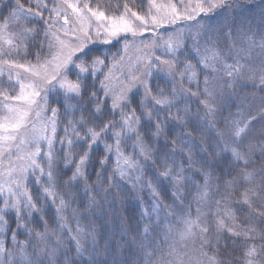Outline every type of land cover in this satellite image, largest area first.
Returning <instances> with one entry per match:
<instances>
[{"label":"snow or ice","instance_id":"obj_1","mask_svg":"<svg viewBox=\"0 0 264 264\" xmlns=\"http://www.w3.org/2000/svg\"><path fill=\"white\" fill-rule=\"evenodd\" d=\"M11 7L7 15H4L3 9H0V58L10 57L14 53L19 55L20 49L25 50L29 46V40L34 39L33 33H37V28L21 27L19 32L9 33L8 29L14 22L20 20L29 21L31 19H43V12L50 13L52 16L63 17L64 23L69 24V12L79 21L95 19L97 28L95 37L89 34V30L82 27V38L77 37L72 44L57 38V44H49L50 59H45L41 63L39 52L43 50V44L38 48L36 64H20L9 59H0V73L4 67L8 69L22 68L28 77H21L19 74L15 77L19 83V92L17 95H10L8 91L0 92L3 98L4 109L6 114L0 119V256L7 257V264H34L27 248L29 244L36 243L33 246L34 254L39 255L48 251L47 242L53 235H57L56 228H49V221L43 220L44 230L33 234L32 229L28 227V221L24 219L25 214L29 217L42 211L41 200L47 202L51 199L55 202L59 199L57 207L56 223L60 230L66 229L67 224L62 213L66 210L67 204L63 197L57 192L59 177L57 170L61 161L64 169L71 168L74 165L72 176L65 181L66 184H72L73 181H87L91 177L87 173L89 161L92 159L91 149L93 145L98 144L103 137L111 134V139L115 141V168L113 175L119 173L121 179L132 180L133 187L139 186L141 190L145 188L150 192L152 198V211L157 214L163 205L169 215L174 214L177 202L182 206L190 191L193 178L186 173L192 171L195 161L193 160L190 148H185L186 140L182 136L173 132L165 133V124L163 121L173 120L177 124H183L187 120V113L190 107L183 110L177 108L175 114L171 111L174 106L179 104L182 99L195 98L201 96L200 106L205 109L207 116H215L214 100L219 88L225 84L229 86L245 70L246 65L241 63V53H244V59L251 57L252 49L259 47L264 51V36H261L257 42L254 36L246 38L248 50L243 48L235 49V58L232 63H228L226 56L222 54L221 49L217 46L219 40L213 42L211 36L201 46L200 36L197 32L193 37L194 44L192 55L197 59V63L185 62L181 67L177 54L186 47L184 42V32L171 34L165 40L159 35L157 30L164 25H175L178 21H193L200 15H214L217 11L229 7L228 0H196L195 6L185 4L184 0H177L176 3L158 4L156 0H147V7L143 13L132 10L127 2L123 5V11L119 16L106 14V9L100 3L93 4L92 0H8ZM51 4V7H49ZM48 23L47 20L44 21ZM151 31L154 37L150 42L141 40L144 45L143 49H138L141 55L137 59L134 70L122 73L124 80L120 82L119 90L111 88L113 80V69L123 62V57L118 61L115 54L112 57L111 65H106L105 61L99 54L93 53L89 48L92 39H98L101 35L104 37V43L121 37L123 34L126 43L124 50L127 51L129 43L127 37L130 35L133 40L143 36L145 32ZM45 37L48 36V30L44 31ZM224 38L229 42L230 49L235 47L232 31L229 29L224 34ZM211 44V47L207 45ZM34 46V45H33ZM53 47H57L55 53L51 52ZM158 48H162L163 54L169 59L162 60L159 55H155ZM27 51L24 55H27ZM189 60V56H185ZM199 65V68L197 67ZM108 67V73L100 81L99 87L95 83L88 84L87 80L91 76L93 80L97 73ZM252 75L250 79L255 80V70L248 66ZM166 74L174 82L172 89L166 94L164 89H158L153 92L151 85V76L153 70H165ZM199 72L204 73L203 87L199 80ZM178 73V74H177ZM259 84L264 90V67L260 69ZM69 76H74L70 80ZM227 77L225 80L224 78ZM13 79L9 71V80ZM28 80V83L21 82ZM187 81V89L182 85ZM193 82L196 83V90L191 91ZM12 87V85H9ZM84 105H94L87 114L84 115L81 109L79 119H69L64 128V136L59 138L60 147L56 148L57 127H58V108H51V117L43 120L42 126L37 128L32 122V114L35 113L36 119L40 120L43 113L48 111L49 94L55 92L57 97L63 96L64 100H71L77 97H83L88 91ZM143 89L141 98L132 106V94ZM103 92V98L100 93ZM111 100L109 104L108 101ZM17 102L20 106H16ZM43 101V103H41ZM57 102H59L57 100ZM77 103H80L78 100ZM66 112H75V107L71 104L64 105ZM107 109V116L115 117L119 114L120 120L102 118ZM167 109V115H161L163 110ZM181 111L184 115H181ZM264 120V106H262L256 115H249L247 119L234 120L225 122V127L217 132L219 141L217 148L223 144L222 152H230L232 162L235 167L228 169L224 175L230 176V179L223 180L216 177L215 188H213V172L206 171L203 168H197L195 175L202 178L203 183L197 185V192L193 200L197 204L195 218L191 215L190 201L188 208L178 220L183 224V228L178 231L181 241L187 240L196 235L198 230L201 234V248L211 244L210 240H205L214 228L217 233V245L220 237L226 231L230 236L242 238L246 247L242 253L243 264H264V259H260L261 253L264 252V230H257L255 225L242 226L237 222V217L230 210L222 211V205L231 203V196L237 188H242L240 198L236 203L246 205L249 212L245 213V219L251 217L257 224L264 223V166L249 171L252 164L255 146L249 143L244 147L245 138L251 129L253 121ZM154 123L147 130L141 128L143 121ZM32 122L31 131L29 132V123ZM119 130H115V129ZM26 133L21 137V132ZM162 133L171 136L170 147L171 153L165 152L161 157H157L156 150L151 148L145 138H158ZM74 137L75 139H73ZM135 138L132 144V153L125 155L122 144ZM46 145V147H45ZM67 145V147H65ZM179 145V149H177ZM81 151H74L75 148ZM177 151L182 159L177 162ZM63 153V156H59ZM113 153V145L105 144V154L98 161L100 168L103 169L108 159ZM261 155L264 156V145L261 146ZM14 157V158H13ZM7 164H4V161ZM187 164V167H185ZM149 165H158L160 170L152 168L149 171ZM239 169V170H237ZM235 172V175L232 173ZM31 175L36 184L37 192L35 195L28 190L27 180ZM97 181H101L103 171L97 172ZM148 177L145 180V177ZM45 181L43 186L41 182ZM110 191L113 176L108 177ZM161 181H168L171 185L170 193L172 198L171 205L163 204L164 192L159 191ZM89 186L85 183V192H89ZM91 191H95V184L91 186ZM219 196L213 203V197ZM206 207L207 211H202ZM144 216L149 215L147 212ZM10 216L15 217L16 227H12ZM208 217H213V222H209ZM227 221H231L229 224ZM21 229H27L24 241L17 240ZM152 229L151 221L145 224L143 234L146 237ZM173 226L169 225L165 233V243H167L168 234L173 231ZM69 231H71L69 229ZM76 235L71 237L76 241L77 253L82 251L80 240L81 229H75ZM10 232L11 248H7V233ZM259 239L261 244L257 245L255 241ZM57 243H60L58 240ZM43 245V246H41ZM145 264H172V261L165 260L161 254L159 260L154 261L152 257L159 250V245L148 249L141 244ZM172 252L175 251L173 245H169ZM169 255L171 254L168 253ZM202 255L207 256V252ZM51 257L55 256V249L50 253ZM210 264H219L215 256L208 257ZM3 264V261H0ZM40 264H43L41 261ZM182 264V262H178Z\"/></svg>","mask_w":264,"mask_h":264},{"label":"trees","instance_id":"obj_2","mask_svg":"<svg viewBox=\"0 0 264 264\" xmlns=\"http://www.w3.org/2000/svg\"><path fill=\"white\" fill-rule=\"evenodd\" d=\"M126 0H122L119 4L120 8L123 9V5ZM127 2L132 7V10H136L141 12L147 5V0H127ZM254 4V5H253ZM257 5V6H256ZM264 0H252V2H247V4L243 5L239 3L240 12H238V17L235 16L237 23H243L245 26H250L249 19H254V24L258 22V25L262 19L264 21ZM254 6V7H253ZM11 7L8 4V0H0V9H3L4 15H7L8 9ZM245 12V13H244ZM3 17H0L2 20ZM36 20V19H35ZM32 24H25L26 28H37L39 31L37 33H33L34 39L29 40V46L32 48L37 46L36 40L40 36V32L43 30L39 28V26L34 27L33 24H38V21H35ZM39 25V24H38ZM255 26V25H254ZM257 26V25H256ZM120 39H116V41H112L111 43H93L89 45L90 50L93 53L99 54L101 58L103 57V53L106 50H115L119 47ZM31 43L34 45H31ZM181 53V52H179ZM181 54L178 56L180 57ZM97 77L95 80L90 76L87 80V83L90 85L95 83L97 87L100 85L101 74L97 73ZM151 79L156 80L154 76ZM5 83L9 87V85H14L13 79L10 81L8 76L5 78ZM160 82V80H157ZM164 81L167 83L166 78ZM3 83V81H2ZM152 88L154 87V83L151 84ZM169 90L172 89L170 85H165ZM185 86V85H184ZM11 87V88H12ZM183 87V86H182ZM262 86H256L254 81L243 82L242 84H238L236 88V98L233 101H228L229 106H222L221 108L217 107L215 114L217 118L213 116L211 124L208 123L209 117L205 114V109L200 106V100L204 97L201 96L199 99L195 98H187L182 99L179 104L172 108L173 114H175L177 108L183 110L185 107H190V111L187 113V120L183 124H177L173 120L163 121L165 124V133L173 132L185 138V148H190L193 155V160L195 164L193 166L192 171L186 173L187 176L193 178L191 183L190 191L187 193V197L182 205L185 208H188V204L191 201V210L193 208V204L196 203L193 200V196L197 192V185L202 184L203 180L201 177L195 175V170L197 168H203L206 171L213 172V188H215L216 177H221V184L223 180L230 179V176L224 175L228 169L235 167L232 162L231 153L230 152H222L220 149L223 148V144L220 145V148L216 147L217 142L219 141V136L217 132L225 127V122L227 121V114H232L239 104L243 102H236V99L245 100V95L247 96V100L251 101V106L248 110H246V114H251L253 112L252 106H254V94L257 101L264 100V90H261ZM1 90V88H0ZM91 91L89 88L83 95V97H78L83 101L87 100L88 93ZM157 91V90H156ZM192 91V90H191ZM143 89H139L132 94V106H135L136 102L141 98ZM155 92V90H153ZM166 93V94H167ZM260 96L262 99H259ZM103 92L100 93L101 98H103ZM108 103H111L109 99ZM94 105L88 104L84 105L83 110L84 115L87 116L89 110L93 108ZM61 114V124L63 125L62 113ZM161 115H167V109L161 112ZM181 115H184V112L181 111ZM251 115H254L252 113ZM107 119H115L116 121L120 120L119 114H116L115 117L107 116V109H105L104 117ZM149 122L147 120L143 121L141 124V128L143 130H147L151 127V124L154 123ZM255 122V121H254ZM254 129H257V125L254 124ZM115 130H119L118 128ZM162 133L158 138L146 137V143L156 150L157 157H161L166 151L171 153L170 147L166 144V141L170 143L171 136ZM107 141L112 143L114 140L111 139V134L107 136ZM264 135L254 136V133L248 132V136L245 138L244 147L246 148L249 143L255 146L254 155L252 157V164L249 167V171L254 169H258L261 166H264V156L261 155V146L264 145ZM257 139V141H254ZM100 140L98 144L93 145L91 149L92 159L89 161V167L87 169L88 175L91 179L84 181L78 180L73 181L72 184H66L74 170V165L71 168L64 169L60 171L59 169H63V163H60L59 169L57 170V176L59 177L57 192L63 199L65 200L67 207L66 210L62 213L64 220L67 224V229L65 231L60 230L58 228L57 223L55 222L57 219V207L59 205V199L55 202L52 200H48L47 202L41 200L42 211L33 213L30 217L25 214L24 219L28 221V227L32 229L33 234L35 232H42L44 230L43 220L49 221V228H56L57 233L60 232L64 237L65 242L69 243V240L66 239V236L69 233V229L73 224H81L89 229V238L85 243L86 248L89 252L90 260L87 258L78 259L75 257H69V262H63L64 264H145L143 258L144 249L141 248V244L145 245L146 248L151 246L150 240L156 239V232L154 228H152L148 235L145 237L143 234V229L145 226V219L143 217V213L141 211L140 203L135 195L133 188L128 184L122 182L117 173L113 175V169L115 168V163L113 160V155L108 159L106 166L101 169L98 161L105 154V146L102 145ZM132 143L135 142V138L130 139ZM106 144V142H105ZM67 147V145H65ZM179 145H177V149H179ZM74 151H81L80 148H75ZM160 152V153H159ZM159 154V155H158ZM59 156H63L62 153H59ZM182 159L181 154L177 151L176 160L179 162ZM187 167V164H185ZM152 168L159 169L158 165H149V171ZM239 170V169H237ZM103 171V176L101 181H97V172ZM235 175V172L232 173ZM113 176V181L111 184L110 191H106L109 187L108 177ZM147 177V176H146ZM148 178V177H147ZM45 181L41 182V185ZM85 183L89 186V192H85ZM95 184V191H91V186ZM171 185L168 181H161L159 184V191L164 192L163 201L166 203H172L171 193H170ZM28 190L36 194L37 188L34 182V179H31L28 183ZM243 191L242 188H237L236 191L231 196V203L226 206L227 210L234 212L237 217V222L241 223L242 226H253L257 227V230H264V223L257 224L254 219L249 217L245 219V213L249 212V209L246 205H241L236 203V201L240 198V193ZM179 208V206H177ZM206 209V207H204ZM225 208L222 207V211ZM208 209H206L207 211ZM43 217V220H42ZM9 219L12 221V227L15 228V217L10 216ZM209 222H213L211 217H208ZM27 229H21L20 234L17 236V240L24 241L27 239L25 232ZM74 236V231L71 230ZM11 236V233H7ZM56 235H53L49 238L50 241L55 239ZM206 240H210L211 244L205 246L204 248L207 251V259L208 257L215 256L216 260L219 264H243L241 259L242 253L246 245L243 244L242 238H236L230 236L226 231L223 233L222 237H220V242L217 245V233L213 230L206 236ZM33 243H36L33 240ZM257 245L261 244L262 241L257 239L255 241ZM29 249H33V245H28Z\"/></svg>","mask_w":264,"mask_h":264},{"label":"rangeland","instance_id":"obj_3","mask_svg":"<svg viewBox=\"0 0 264 264\" xmlns=\"http://www.w3.org/2000/svg\"><path fill=\"white\" fill-rule=\"evenodd\" d=\"M122 0H92L93 4L100 3L103 8L106 9V14L108 15H116L119 16L123 9L120 8L119 4ZM75 2V0H73ZM177 0H156V3L158 4H168V3H176ZM247 2H252V0H228L229 7L217 11L214 15H200L193 21H187V20H181L178 21L175 25H164L160 29L157 30L159 35H162L163 38L166 40L169 35L171 34H177L180 31L184 32V42L186 44V47L181 53L177 54V58L180 61L181 67L185 62H191L196 64L197 59L192 55V48L194 44L193 37L197 32L201 34L200 36V44L201 46L205 45V41L208 40V37L211 36L213 38V42H215L217 39L219 40L218 47L221 49L222 54L226 53V59L228 63H232L235 58V49L237 48H243L245 52L248 50V43L246 38L248 36H254L255 40L259 42L261 36H264V21H261L258 25V22L254 24V19H249L250 26H245L243 23H236L235 16L238 17V12H240L239 9V3H242L243 5L247 4ZM185 4H191L193 7L195 6L196 0H184ZM254 5V4H253ZM257 6V5H256ZM263 6V5H262ZM49 7H51V4H49ZM147 5L141 9V13L146 9ZM254 7V6H253ZM264 7V6H263ZM134 10V9H133ZM136 11V10H134ZM69 12V24L64 23L63 17H55L52 16V19H49L50 13L48 11L43 12V19L36 18L31 19L29 21L20 20L19 22H14L10 25L8 32L9 33H16L19 32L21 27H24L25 24H32L35 21H38V24H33L34 27L39 26V28H42L43 30L40 32L39 38L36 40L37 46L32 48H27L26 50L24 48L20 49V54H13L10 57H2L0 59H9L13 60L16 63L20 64H36V56L38 54V48L41 44H43V50L39 52V55L41 57V63L45 59H50V49L49 44L50 42L53 45L57 44V38L59 40L65 41L66 43L72 44L76 41L77 37L83 36V33L80 31L83 23V27L87 28L89 30V34L93 37H95V29L97 28V22L95 19H92L90 21L85 20L83 22L79 21L75 16L71 14V10H68ZM245 13V12H244ZM47 20L48 23H45L44 21ZM255 25V26H254ZM257 25V26H256ZM26 28V27H24ZM45 29L48 30V36L45 37L44 31ZM231 29L233 40L235 42V47L230 49L229 42L224 38V34L227 33ZM33 35V34H32ZM116 39H120L119 41V47L117 49L113 50H106L103 53L102 59L106 56L108 57V60L105 61L106 65H111L112 63V57L115 54L116 60H120L121 57H123V62L118 67L113 69L112 76L113 80L111 82V88H114L116 90H119L120 88V82L124 80V76L122 73H127L129 70H134V66L137 63L138 57L141 55V52L138 51V49H143L144 45L140 43L141 40H145L150 42L154 39L152 32L148 31L143 34V36L136 38L133 40V38L129 35L127 37V42L129 43V47L127 51L124 50V44L126 43V40L123 36L118 37ZM116 39L111 40L116 41ZM2 43V41H0ZM95 43H104V37L103 35L100 36L98 39H92L90 44ZM108 44V43H105ZM31 45H33L31 43ZM35 45V44H34ZM208 47H211V44L207 45ZM27 51V55H24V52ZM57 51V47H53L51 49L52 53H55ZM163 49L158 48L155 52V55H159L162 60L169 59L170 57H167L163 54ZM179 54L180 57L178 56ZM189 56V60H185V56ZM241 63H244L246 65L244 72L237 77L229 86L228 84H225L222 88H219L217 90L215 100H214V107L215 111L218 108H221L222 106L228 107V101H233L236 98V88L238 84H242L243 82L247 83L250 81H254V84L256 86H260L259 84V77H260V69L264 67V51H262L259 47H255L252 49L251 57L247 60H245L244 53L241 54ZM251 66L252 69L255 70V80L250 79L249 77L252 75L251 71L249 70V67ZM199 68V65H197ZM9 71L12 73L14 85L13 87H8L6 85L5 78L8 76L9 78ZM101 74V79L104 78V76L108 73V67H104L103 71L98 72ZM20 75L21 77H28L30 76L29 73H26L24 69L22 68H13L8 69L7 67H4L3 72L0 73V92L2 91H8L10 95H17L19 92V83L16 82L15 77L17 75ZM178 74V73H177ZM156 78V80L151 79V84L154 83L153 90L158 89H164L165 93L169 90L165 85L168 84L170 87H173V81L170 79V77L166 74V69L161 70H153V74ZM151 76V77H152ZM166 78L167 83L164 81ZM70 80H74V76H69ZM160 80L158 82L157 80ZM203 79H204V73L199 72V80L201 83V88L203 87ZM225 80L227 77L224 78ZM3 81V83H2ZM21 82L28 83V80H22ZM185 85V86H184ZM185 89H187V81L182 85ZM192 91L196 90V83L193 82ZM256 94V93H255ZM254 94V106H252V110L254 115H256L257 111L264 106V100L257 101ZM245 100L236 99V102L241 104L238 105V107L235 109L232 114H227L225 117H227V121L231 122L234 120H243L247 119L250 114H246V110H248L251 106V101L247 100V96L245 95ZM259 99H262L260 96H257ZM204 99V98H203ZM57 100L59 102H57ZM80 101V103H77V101ZM9 103H16V106H20L17 102H9ZM43 103V101H41ZM71 104L75 107V112H66L64 105ZM58 108L59 114H58V127H57V141H56V148L60 147L59 144V138L64 136V128L66 125V122L69 119H79L81 116V109H83V102L78 97L71 100H64L63 96L57 97V94L55 92L49 94V103L47 105L48 111L43 113L42 118L40 120L36 119L35 113L32 114V122L36 124V127L39 128L42 126L43 120L48 119L51 117V108ZM62 113V119H63V125L61 124V114ZM84 113V110H83ZM251 113V114H252ZM6 114V110L4 109V102L3 98L0 97V119L4 117ZM209 120L208 123L211 124L213 116H208ZM215 118H217V115L215 114ZM32 122L29 123V132L31 131ZM254 124L257 125V129H254ZM250 132L254 133V136L258 134L264 135V120L257 119L255 122L253 121V124L251 126ZM26 133L23 131L21 132V137H25ZM75 139L74 137H72ZM103 142L102 145L105 146L106 144H112L113 145V160L115 163V141L112 143H109L107 141L108 137L102 138ZM264 139V138H263ZM254 141H257V139H254ZM132 141L130 139L126 140L122 144V148L125 150V155L132 153ZM46 147V145H45ZM167 152V151H166ZM160 153V152H159ZM63 154V153H62ZM159 155V154H158ZM14 158V157H13ZM61 163H63L61 161ZM4 164H7V161H4ZM119 179L124 182L128 183L134 190L135 195L140 203L141 211L144 214L147 212L149 215L144 216L145 224L151 221L152 228H154L156 232V239L150 240V245L147 247L148 249L154 248L156 245H159V250L155 253V255L152 257L154 261L159 260L161 254L164 255L165 260L172 261V264H178V262H182V264H210L209 259H207V256L202 255L203 252H207L205 248H201V234L197 230L196 235L187 239L181 241L179 239L178 231L183 228V224L179 222L178 216L182 215L184 211L187 210V208L181 206L179 202H177V206L179 208H175L174 214L169 215L167 210L164 209L163 205L161 206V209L159 211V219L157 218V214L152 211V198L150 195V192L145 188L144 190H141L139 186L133 187L132 180L129 179H121L119 173H117ZM31 179H34L31 175H29V178L27 180V185ZM148 178L145 177V180ZM35 182V180H34ZM215 199H219V196L213 197V203ZM51 199H49L50 201ZM164 205H171L172 203H166L163 201ZM223 208L226 209L225 205H222ZM193 208L191 210V215L193 218L196 216V208L197 204H193ZM207 209V208H206ZM204 207H202V211H206ZM223 209V211H225ZM213 220L214 218L211 217ZM212 222V221H211ZM229 224L231 221H227ZM171 225L173 226V231L168 234L167 243H165V233L167 231V227ZM80 228V240L82 244V251L80 253H77V246L76 241L73 240L71 237H73L72 231H69L68 235L66 236V239L69 240V243L65 242L64 237L61 235L60 232L57 233L55 236V239L53 241L48 240L47 247L48 251L42 252L39 255L34 254L33 249L27 248L28 253L31 255L34 264H40L42 261L43 264H64L65 262H69V257H75L78 259L87 258L90 260V254L86 248L85 243L88 241L90 232L88 228L81 224H73L70 230L74 231V236L76 235L75 229ZM67 229V228H66ZM66 229H63L65 231ZM8 239L6 240V247L11 248L12 244L10 241V236L7 234ZM3 238V237H0ZM206 240V236L204 237ZM60 241V243H57V241ZM35 243L32 245L34 246ZM173 245L175 247V251L172 252L169 248V245ZM43 246V245H41ZM55 249V256L51 257L50 253L51 251ZM171 254L169 255L168 253ZM260 259H264V252L261 253ZM0 261H3V264H7V257L0 256ZM64 262V263H63Z\"/></svg>","mask_w":264,"mask_h":264}]
</instances>
